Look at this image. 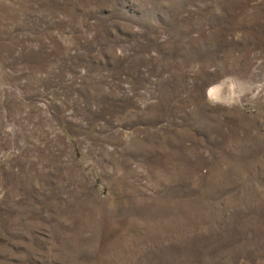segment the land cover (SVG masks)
I'll return each mask as SVG.
<instances>
[{
	"label": "rangeland",
	"instance_id": "1",
	"mask_svg": "<svg viewBox=\"0 0 264 264\" xmlns=\"http://www.w3.org/2000/svg\"><path fill=\"white\" fill-rule=\"evenodd\" d=\"M0 264H264V0H0Z\"/></svg>",
	"mask_w": 264,
	"mask_h": 264
},
{
	"label": "bare ground",
	"instance_id": "2",
	"mask_svg": "<svg viewBox=\"0 0 264 264\" xmlns=\"http://www.w3.org/2000/svg\"><path fill=\"white\" fill-rule=\"evenodd\" d=\"M220 87V86H219ZM219 87L218 88H215V89H213L212 88V90H211V92H210V94H211V97L214 99V100H217V99H219V95H220V89H219Z\"/></svg>",
	"mask_w": 264,
	"mask_h": 264
}]
</instances>
